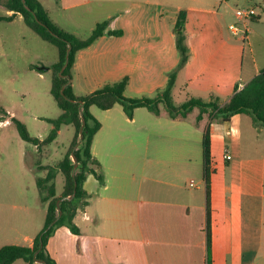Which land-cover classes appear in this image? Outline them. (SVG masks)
<instances>
[{
    "label": "crops",
    "instance_id": "0c3cea01",
    "mask_svg": "<svg viewBox=\"0 0 264 264\" xmlns=\"http://www.w3.org/2000/svg\"><path fill=\"white\" fill-rule=\"evenodd\" d=\"M184 1L186 4L179 6L178 17L182 10L187 12L186 42L190 55L177 74L173 96L186 101L193 95L211 99L216 96V90L229 92L228 99L220 101L223 104L233 96L237 84L248 83L264 68V0L238 2L236 10L254 2L258 14L246 21L249 31L243 37V46L223 40L217 45L222 54H217L212 42H199L206 33L197 28L202 16L229 12L228 1ZM42 3L51 17L50 8ZM0 5L5 8L0 17L13 16L0 22L19 20L26 24L21 12L9 9L3 2ZM235 19L232 23L238 20L236 11ZM104 21L109 26L110 19ZM108 26L98 39L107 34L118 38L121 41L114 44L115 50L131 51L138 47L141 40L135 36L138 33L127 39L129 33L125 28L108 29ZM115 30L122 33L110 34L109 31ZM167 39H176L177 46L175 32ZM147 41L152 43V38L147 37ZM247 45L256 55L248 68L244 60ZM161 49L165 63L162 72L169 73L181 59L170 66L167 62L175 52L174 46L165 43ZM113 50L104 53L111 54ZM124 56L119 64L111 65L119 66L123 73L127 65L141 72L147 63L139 60L137 52L129 58ZM78 58L77 53L74 69H79ZM58 60L49 62V66ZM72 83L74 92L82 95L73 78ZM185 89L187 93L181 95ZM90 109L101 122L93 139L92 154L100 163L105 182L101 183L93 173L84 182L85 190L93 196L75 217L81 233L75 234L69 227L61 226L50 237L49 253L57 264H264V125L249 113H237L223 120L221 116L211 119L204 112L200 120L206 116L211 119L208 195L204 178L205 129L203 122H197L199 119H189L190 113L173 118L164 110L155 114L147 107L136 108L134 117L130 118L120 103L109 109L97 105ZM0 117V126L6 127L16 116L8 110ZM61 131L62 127L58 135ZM36 137L44 140L47 136ZM33 144L38 151L48 145ZM226 152L231 153V159L225 157ZM25 162L36 175V185L20 177V171L22 175L26 172ZM50 165L53 166L44 157H19L18 173L13 172L15 165H4L3 171L10 178L4 189L13 201L0 205V248L6 244H34L44 227L42 221L36 223L31 216L36 205L37 180L45 177L48 169L44 167ZM93 167L99 169L97 165ZM201 175L203 181L197 182ZM65 184L66 179L61 191L56 187L57 195H62ZM26 195L33 196L31 202L30 199L27 202ZM42 203L46 205L47 215L48 205ZM12 264L29 262L17 259Z\"/></svg>",
    "mask_w": 264,
    "mask_h": 264
},
{
    "label": "rangeland",
    "instance_id": "374dc122",
    "mask_svg": "<svg viewBox=\"0 0 264 264\" xmlns=\"http://www.w3.org/2000/svg\"><path fill=\"white\" fill-rule=\"evenodd\" d=\"M41 1L50 8L51 17L56 24L66 31L74 32L81 38L89 37L98 23L106 19H110L108 29L125 28L129 33L127 39L132 33H138L135 36L141 37L138 47L131 51L128 49L115 50L114 44L121 40L109 34L103 39H98L92 46L79 51V69L73 68L72 76L82 95L92 92L95 87H97L96 89L101 88L126 76L129 77L126 89L128 96L154 97L167 87L170 73L177 69L179 64L174 69H170L169 73L162 72L165 63H163L162 58L164 50L161 49V46L165 43H171L174 46L175 52L171 53L167 62L170 66H172V62L181 59V52L176 46V39L168 40L167 37L170 36L171 38L172 32L176 34L179 6L186 4L184 0ZM226 1L231 7L229 12L201 17L197 29L203 30L206 34L199 42H212L215 48L223 40L240 47L243 46L244 35H235L229 27L230 23L236 20L235 11L240 0ZM2 11H5V8L0 5V15L3 14ZM109 15H112V18H108ZM254 28L256 30V26ZM186 29L187 24L185 32ZM147 37L152 38V43L147 41ZM109 49L111 51L114 49L113 53H104ZM133 52H137L139 60L147 61L141 72H137L129 65L124 68V73L119 66H111L112 63L119 64V59L124 54L125 58H129ZM217 52V54H222L218 48ZM255 56L247 45L244 57L246 68L249 67ZM57 59H59L58 47L44 40L24 22L19 20L0 22V115L5 114L8 110L10 113L15 112L16 118L26 124L31 135L48 136L52 130V125L54 126L49 119L57 118L63 112L51 91L52 71H44L42 76L39 69L34 67L36 65L39 67L49 66V62ZM176 85L179 86L180 83ZM187 91L186 89L183 90L181 95L186 94ZM216 91V96H212L211 99L217 98L220 101H225L230 96L229 92ZM194 96L205 101L211 100L210 97ZM174 100L177 105L184 101L178 95H174ZM160 106L161 110L168 111L164 103H161ZM200 112L201 108L195 107L190 112L189 119L198 120ZM210 120L206 116L202 121L199 119L197 122H203V130H206ZM12 122L6 127L0 126V205L13 201V197L4 189L5 183H8L10 179L8 174L3 171L5 164L12 167L15 165L13 171L15 173L19 172L17 169L19 157H44V161L46 160L56 166L71 148L76 134V128L73 124H64L57 139L38 151L33 142L25 140L21 136L17 124L13 120ZM11 163L13 164L11 165ZM25 166L26 172L22 175L20 171V177L27 182L32 180L36 185L35 173L26 162ZM58 172L55 182L57 190L61 191L64 188L66 178L61 170ZM198 180L203 181L202 175L196 179L197 182ZM36 187V205L31 216L36 223L42 221V226H44L46 205L41 202L38 186ZM26 198L29 203L28 200L30 199L31 202L33 196L28 195ZM31 228L32 224L27 226L28 230Z\"/></svg>",
    "mask_w": 264,
    "mask_h": 264
},
{
    "label": "trees",
    "instance_id": "16d2710c",
    "mask_svg": "<svg viewBox=\"0 0 264 264\" xmlns=\"http://www.w3.org/2000/svg\"><path fill=\"white\" fill-rule=\"evenodd\" d=\"M9 9L21 12L24 16L26 24L37 32L43 39L55 44L59 49V60L52 66H34L40 72L52 70V94L57 100L59 106L63 110L62 114L57 118H50L49 121L54 124L50 134L41 140L39 137L31 135L26 124L21 120L13 117V121L17 124L21 136L28 141L42 147L44 144L52 142L58 135L59 130L64 124H73L76 128V134L72 142L71 148L65 157L56 166L44 167L48 169L45 177H39L37 182L40 189L41 200L47 203L48 210L45 225L35 237L34 244L18 245L6 244L0 248V264H12L17 259H24L29 264H57L56 260L51 256L48 249V243L51 236L61 226L69 227L75 234H80L81 230L75 223V217L80 209L85 208L93 194L84 188V182L88 174L93 173L101 183L105 182V175L100 169L99 161L93 157L92 144L97 131L101 127V122L92 114L91 106L97 105L102 109L112 108L115 104L123 105L125 112L130 118L134 117L135 109L138 107H147L155 114H160L161 103H164L171 117L187 116L195 107H200L201 112L198 119L203 117L204 112L210 114V118L221 116L223 120H229L232 115L237 113L251 114L257 123L264 125V68L252 78L244 87L240 88L237 84L235 93L229 101L221 103L219 99H211L205 101L202 98L190 97L181 104H175L173 96V88L175 86L177 72L183 68L189 60V47L186 42L185 26L187 22V12L182 10L176 23L177 46L181 52L180 63L174 71L170 73L167 87L160 91L154 97L142 96L132 97L126 95L129 77L108 83L101 88L94 90L85 95H77L74 92L72 83V69L76 61L79 50L92 45L100 36H102L108 26V21L98 23L93 33L87 38H81L76 34L66 31L56 24L49 15L48 9L40 0H26V7L23 0H0ZM13 16H4L0 19L11 20ZM110 34H121V30L109 31ZM70 61L63 75H60L61 69L66 62L67 51L69 47ZM71 78V82L69 79ZM68 83L64 93L63 86ZM82 102V103H81ZM83 117L86 119L84 127V138L79 146L81 128L83 125ZM2 117H0L1 120ZM73 153L78 157L79 166L76 175H73L75 161ZM203 156H204V178L208 195L210 194L211 179V134L210 124L206 127L203 138ZM97 165L99 169L93 167ZM61 170L66 177L65 189L62 195H57L56 176ZM76 191V192H75ZM72 199L68 196L73 195ZM65 197L60 203L63 214L59 216L58 200ZM209 241H211V233L209 230Z\"/></svg>",
    "mask_w": 264,
    "mask_h": 264
},
{
    "label": "built area",
    "instance_id": "2783aa9c",
    "mask_svg": "<svg viewBox=\"0 0 264 264\" xmlns=\"http://www.w3.org/2000/svg\"><path fill=\"white\" fill-rule=\"evenodd\" d=\"M257 4L251 1V3L247 4L246 6L239 7L236 10V16H237V22L232 23L230 25L231 30L234 32V34H242L246 38L248 36L249 27L246 24V21L248 19H251L253 16L257 15ZM244 83L240 82L239 87H244ZM225 157L227 159H231L232 155L231 153L226 152ZM192 185H194V181L191 182Z\"/></svg>",
    "mask_w": 264,
    "mask_h": 264
},
{
    "label": "water",
    "instance_id": "95a60500",
    "mask_svg": "<svg viewBox=\"0 0 264 264\" xmlns=\"http://www.w3.org/2000/svg\"><path fill=\"white\" fill-rule=\"evenodd\" d=\"M23 2L25 3L26 7L29 9L30 7L26 4V0H23ZM71 46L69 47L68 51H67V56H66V62L65 64L63 65L62 69H61V72H60V75H63V72L64 70L67 68L68 64H69V61H70V51H71ZM69 82H71V78L69 79ZM68 83H66L63 88H62V93H64L65 91V88L67 87ZM82 103V102H81ZM86 125V119L85 117H83V125H82V128H81V133H80V140L77 144V146H79L84 138V127ZM73 158H74V161H75V165H74V172H73V175H76V170L79 166V160H78V157L73 153ZM76 192V191H75ZM74 197V194L73 195H70L68 196V198L72 199ZM65 197H62L58 200V206H59V216L63 214V210L60 206V203L62 202V200H64ZM44 264H47L46 261H43Z\"/></svg>",
    "mask_w": 264,
    "mask_h": 264
}]
</instances>
